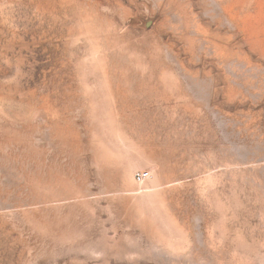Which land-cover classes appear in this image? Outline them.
Segmentation results:
<instances>
[{"label":"rangeland","instance_id":"1","mask_svg":"<svg viewBox=\"0 0 264 264\" xmlns=\"http://www.w3.org/2000/svg\"><path fill=\"white\" fill-rule=\"evenodd\" d=\"M0 264H264V0H0Z\"/></svg>","mask_w":264,"mask_h":264},{"label":"built area","instance_id":"2","mask_svg":"<svg viewBox=\"0 0 264 264\" xmlns=\"http://www.w3.org/2000/svg\"><path fill=\"white\" fill-rule=\"evenodd\" d=\"M150 176L149 171H140L137 173V179L139 181H144Z\"/></svg>","mask_w":264,"mask_h":264},{"label":"crops","instance_id":"3","mask_svg":"<svg viewBox=\"0 0 264 264\" xmlns=\"http://www.w3.org/2000/svg\"><path fill=\"white\" fill-rule=\"evenodd\" d=\"M122 1H124V0H122ZM123 9H124L123 11L126 12V11L128 10V7H127L126 5H124V6H123ZM107 14H108V13H107Z\"/></svg>","mask_w":264,"mask_h":264}]
</instances>
